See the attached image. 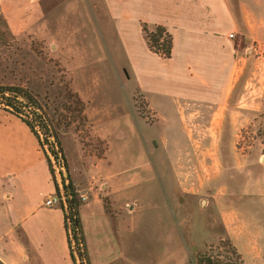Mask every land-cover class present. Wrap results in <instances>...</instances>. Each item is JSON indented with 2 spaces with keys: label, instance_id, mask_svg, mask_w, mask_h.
Returning <instances> with one entry per match:
<instances>
[{
  "label": "crops",
  "instance_id": "1",
  "mask_svg": "<svg viewBox=\"0 0 264 264\" xmlns=\"http://www.w3.org/2000/svg\"><path fill=\"white\" fill-rule=\"evenodd\" d=\"M240 1L241 20L231 0H0V41L32 34L81 49L82 56L71 61L73 77L77 91L93 103L89 115L99 134L105 133L104 126L112 129L117 114L92 100V95L118 91L119 87L128 97L124 108L129 110L126 116L130 122L136 120L130 102L135 90L145 95L151 108L159 110L163 116L158 132L160 126L178 125L177 118L167 114L173 115L169 110L176 107L193 104L220 109L229 105L246 68L247 57L242 54L248 50L235 47L229 33L244 29L247 13H259L246 0ZM252 19L256 25V18ZM144 23L168 29L173 39L170 57L151 50L143 35ZM130 131L115 156L109 141L108 164H101L104 181L95 189L81 183V175L74 170L82 156L80 147L65 139L64 182L67 184L68 177L75 192H89L85 202L77 193L78 206L73 211L80 225V233L73 236L78 243L82 239L87 264H145L150 260L149 206L154 205L151 199H157L156 192L174 205L175 217L190 211L192 221L206 231L209 241L213 238L218 203L207 199L205 212L191 206L187 210L176 193L177 189L198 191L205 184L208 188L211 177L204 178L195 166L159 161V157H169L165 146L151 164L148 140L128 139L133 135L132 128ZM178 138L190 140L174 135L173 141ZM63 142L61 139L65 148ZM152 142L156 145L154 139ZM57 192L61 194L59 181L37 136L21 118L0 109V264H75L66 214L69 204L62 200L55 206L44 205L45 199ZM262 211L259 221L264 224ZM219 214L220 228L233 237L243 260L245 254L256 261L264 257V231L233 234L224 213ZM177 237L175 232L170 236L182 251ZM153 256V264H168L159 253Z\"/></svg>",
  "mask_w": 264,
  "mask_h": 264
},
{
  "label": "rangeland",
  "instance_id": "2",
  "mask_svg": "<svg viewBox=\"0 0 264 264\" xmlns=\"http://www.w3.org/2000/svg\"><path fill=\"white\" fill-rule=\"evenodd\" d=\"M239 1L231 0L235 11H238L237 17L241 20ZM246 2L259 10V13H247L244 29L231 31L234 37H230L229 33V39L235 47L243 50L248 48L242 54L247 57L246 68L229 105L220 109H204L193 104L176 107L169 110L173 115L167 114L176 117L178 125L160 126L158 132L156 129L163 116L159 110L151 108L145 95L135 90L130 102L136 120L130 122V117L126 116L129 110L124 108L125 104H129L128 97L125 90L119 87L118 91L102 90L92 95V100L102 102L104 108L117 114L112 129L104 126L105 133L99 134L89 115L93 103L77 91L76 79L73 77L71 61L82 56L81 49L78 51L74 46L61 45V41L59 43L54 38L44 40L32 34L22 36L23 39L0 41V85L20 86L32 94L37 102L36 111L50 125V130L39 129L43 133L42 137L45 138L46 134L49 141H55V137L51 135L54 131L59 140L64 141L65 148L61 146L63 150H68L65 139L80 147L82 156L74 170L81 175L84 187H101L104 181L101 164H108L110 144L111 154L115 156L125 146L122 139L131 133V128L133 135L128 139L141 140L146 137L148 140L146 152L151 164L152 159L159 156L160 148L165 146L169 157L166 160L159 157V161L170 165L195 166L198 173L205 174L204 178L211 177L208 188L205 184L198 191L177 189L176 193L187 210L191 206L197 207L198 212H205L207 199L218 203L215 206L214 217L217 218L213 238L209 241L206 231L192 221L194 214H190V211L175 217L174 205L168 199H160L162 195L156 192L157 199H151L154 205L149 206L151 221L148 224V248L151 254L148 256L150 260H146L145 264H153L154 253H159L160 258L167 260L168 264H178L179 261L187 264L195 252L204 251L208 245L223 239L230 240L236 246L233 237L220 228L221 211L233 234L256 235L264 231V224L262 220L259 221L261 211L264 213V0L260 4L257 0ZM253 16L260 25L254 24ZM117 69L121 71L118 66ZM123 100L125 103H122ZM32 108H27V111ZM174 135H184L190 137V140L183 142L178 138L173 141ZM153 139L156 145L153 144ZM58 169L54 170L55 177ZM67 179L71 183L72 180ZM155 191L153 189L152 193ZM174 232L178 236L175 239L177 243L180 237L182 251H178L179 247L170 238ZM192 238L194 242L191 243ZM77 244L74 239L72 246L76 263L83 264ZM262 259L264 261V257L260 256V260L256 261L245 254V259L242 260L244 264H263Z\"/></svg>",
  "mask_w": 264,
  "mask_h": 264
},
{
  "label": "trees",
  "instance_id": "3",
  "mask_svg": "<svg viewBox=\"0 0 264 264\" xmlns=\"http://www.w3.org/2000/svg\"><path fill=\"white\" fill-rule=\"evenodd\" d=\"M143 35L149 45V47L156 53L163 57H170L173 47V39L171 33L163 25H149L143 24ZM21 99L25 101H21ZM36 100L30 92L22 89L20 86H1L0 85V107L5 108L14 115L20 117L30 127L32 132L39 139V143L46 154L47 160L51 166V171L54 174V167L50 155L55 159L62 158L64 160L63 149L61 147V141L56 132L52 131L55 141H49L48 136L45 134V138L42 137L39 129L50 130L49 123L42 114L38 113L36 107ZM33 107L31 111H27V108ZM34 109V110H33ZM28 112V113H27ZM50 154V155H49ZM57 191L59 186L56 183ZM72 200L67 201L68 208L71 210L72 220V232L73 235L80 233V225L75 208L78 206L77 193L74 191V186L71 181ZM59 195L60 193L57 192ZM62 203V201H61ZM77 239L75 236L72 239ZM77 244L78 254L82 259L83 264H87L86 254L83 250L82 239L78 240ZM73 250V249H72ZM72 258L75 264L76 257L74 250ZM187 264H244L241 254L238 252L236 246L230 240H220L216 244H210L204 251H197L187 261Z\"/></svg>",
  "mask_w": 264,
  "mask_h": 264
},
{
  "label": "water",
  "instance_id": "4",
  "mask_svg": "<svg viewBox=\"0 0 264 264\" xmlns=\"http://www.w3.org/2000/svg\"><path fill=\"white\" fill-rule=\"evenodd\" d=\"M50 157L53 158L52 155H50ZM55 168L58 169V166L55 165ZM56 175H57V179H58L59 185H60L61 198L67 204V201L72 200V198H73L71 183H70V181H67V184L64 182L63 175H62L60 170L57 171ZM66 214H67V219H68V223H69V231L72 235V228H71L72 220H71V215H70L71 210L68 207H66ZM73 240H74V238H73ZM76 255H78V254L76 253Z\"/></svg>",
  "mask_w": 264,
  "mask_h": 264
},
{
  "label": "built area",
  "instance_id": "5",
  "mask_svg": "<svg viewBox=\"0 0 264 264\" xmlns=\"http://www.w3.org/2000/svg\"><path fill=\"white\" fill-rule=\"evenodd\" d=\"M230 37H234V33H230ZM51 160H52V163H53L54 170H56L55 165L58 166V168H59L58 170H60L63 167V164L60 162L61 160L59 158L55 159L53 157V158H51ZM77 193H78V196H79V200L81 202H85V201H87L89 199V193L87 191H80V192H77ZM61 201H62L61 195H59L58 193H55L53 195L48 196L45 199L44 205L51 207V206H55V205L60 204Z\"/></svg>",
  "mask_w": 264,
  "mask_h": 264
}]
</instances>
